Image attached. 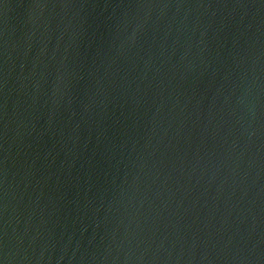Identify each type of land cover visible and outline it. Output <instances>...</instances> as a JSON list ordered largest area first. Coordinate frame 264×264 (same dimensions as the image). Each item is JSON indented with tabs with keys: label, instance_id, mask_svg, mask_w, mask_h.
I'll list each match as a JSON object with an SVG mask.
<instances>
[{
	"label": "water",
	"instance_id": "1",
	"mask_svg": "<svg viewBox=\"0 0 264 264\" xmlns=\"http://www.w3.org/2000/svg\"><path fill=\"white\" fill-rule=\"evenodd\" d=\"M0 264H264V0H0Z\"/></svg>",
	"mask_w": 264,
	"mask_h": 264
}]
</instances>
